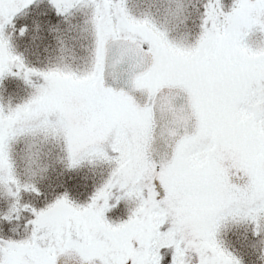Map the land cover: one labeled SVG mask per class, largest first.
Listing matches in <instances>:
<instances>
[{
  "label": "snow or ice",
  "instance_id": "1",
  "mask_svg": "<svg viewBox=\"0 0 264 264\" xmlns=\"http://www.w3.org/2000/svg\"><path fill=\"white\" fill-rule=\"evenodd\" d=\"M0 264H264V0H0Z\"/></svg>",
  "mask_w": 264,
  "mask_h": 264
}]
</instances>
